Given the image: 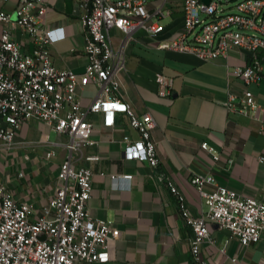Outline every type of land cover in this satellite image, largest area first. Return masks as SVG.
<instances>
[{"label":"built area","instance_id":"built-area-1","mask_svg":"<svg viewBox=\"0 0 264 264\" xmlns=\"http://www.w3.org/2000/svg\"><path fill=\"white\" fill-rule=\"evenodd\" d=\"M87 6L82 24L88 61L81 72L53 63L48 48L52 39L40 32L48 8L43 0H18L15 17L0 8V152L17 145L20 128L31 118L68 136L66 141L53 142L64 146L66 154L57 167L59 185L45 204L19 200L0 182V264H76L78 260L110 259L109 242L120 236V228L112 220L89 212L94 172L89 166L76 165L73 152L82 144L96 142L91 138L95 122L90 114L99 113L102 125L111 128L117 125L118 114H125L139 136L122 135L123 156L147 160L152 166L159 163L157 142L151 134L156 124L153 115L136 109L120 91L119 74L127 69V46L136 30L144 29L159 48L191 52L204 60L242 49L246 60L234 65L233 73L246 83L264 78V0H88ZM176 8L182 12V26L165 35L163 18ZM16 28L32 37L33 49L21 48ZM112 29L123 33L118 45L113 44ZM158 81L159 94H169L171 78L161 75ZM88 83H94L97 92L85 102L78 91ZM227 106L249 115L261 109L250 90L240 95L229 92ZM201 148L218 159L208 141H203ZM56 155L55 146L45 151L48 159ZM259 160L264 162V156ZM132 176L111 174L115 180L122 177L129 181ZM159 177L166 178L183 220L192 228L194 264H209L202 244L211 236L210 221L227 228L243 245L261 238L264 198L243 196L217 184L211 172H198L190 180L208 208L195 214L173 179L164 173ZM209 184L213 189H207Z\"/></svg>","mask_w":264,"mask_h":264},{"label":"crops","instance_id":"crops-1","mask_svg":"<svg viewBox=\"0 0 264 264\" xmlns=\"http://www.w3.org/2000/svg\"><path fill=\"white\" fill-rule=\"evenodd\" d=\"M48 6L40 22V32L51 37L50 50L58 68L76 72L85 69V30L82 18L88 12V0H43ZM18 0H0V8L15 17ZM165 35L179 29L183 15L176 8L163 18ZM16 30V31H15ZM15 38L23 50L35 46L29 34L18 28ZM163 34V35H164ZM118 45L123 33L111 30ZM246 52L233 50L226 57L204 60L191 52L159 48L144 29H138L127 46V69L120 72L121 96L139 111H150L156 124L152 137L157 142L159 163L123 156L122 135L137 138L125 114H118L117 125L105 127L101 115L92 113L95 126L93 144H82L73 152L76 165L89 166L94 174L89 212L110 219L120 228V236L110 240L107 261L78 260L76 264H194L190 249L192 228L181 215L178 200L166 178L170 176L184 192L195 214L205 213L207 203L190 180L195 173L211 172L217 184L235 189L243 196L264 198V78L246 83L233 73L244 63ZM172 80L171 91L159 94V76ZM250 90L261 105L256 115L230 110L229 92ZM97 92L94 83L82 86L78 93L85 102ZM55 137L50 139V134ZM66 134H58L43 122L31 118L20 128L17 145L0 152V182L6 184L19 200L45 204L59 185L57 167L66 148L54 145ZM38 140L30 143V140ZM208 141L217 151L201 148ZM55 146V158L45 151ZM112 173H132L131 180H117ZM214 185H207L213 189ZM210 238L202 244L209 264H264V230L261 238L243 245L227 228L210 221ZM236 257V260L232 258Z\"/></svg>","mask_w":264,"mask_h":264},{"label":"rangeland","instance_id":"rangeland-1","mask_svg":"<svg viewBox=\"0 0 264 264\" xmlns=\"http://www.w3.org/2000/svg\"><path fill=\"white\" fill-rule=\"evenodd\" d=\"M54 137H55V134H54V133H51V134H50V139H53ZM30 141H32V142L35 143V142L38 141V140H33V139H32V140H30Z\"/></svg>","mask_w":264,"mask_h":264},{"label":"water","instance_id":"water-1","mask_svg":"<svg viewBox=\"0 0 264 264\" xmlns=\"http://www.w3.org/2000/svg\"><path fill=\"white\" fill-rule=\"evenodd\" d=\"M205 1H208V0H205ZM41 237H44V234H41Z\"/></svg>","mask_w":264,"mask_h":264}]
</instances>
